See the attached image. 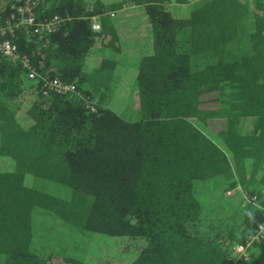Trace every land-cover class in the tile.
<instances>
[{
    "label": "trees",
    "instance_id": "16d2710c",
    "mask_svg": "<svg viewBox=\"0 0 264 264\" xmlns=\"http://www.w3.org/2000/svg\"><path fill=\"white\" fill-rule=\"evenodd\" d=\"M32 1L33 27L59 25L11 41L75 92L42 94L0 54V264H100L94 235L123 264H231L264 218V0H134L152 52L133 64L128 118L113 108L129 57L109 20L123 3ZM173 1L222 12L193 28L165 15ZM25 2L0 0V21ZM236 262L264 264V242Z\"/></svg>",
    "mask_w": 264,
    "mask_h": 264
},
{
    "label": "rangeland",
    "instance_id": "374dc122",
    "mask_svg": "<svg viewBox=\"0 0 264 264\" xmlns=\"http://www.w3.org/2000/svg\"><path fill=\"white\" fill-rule=\"evenodd\" d=\"M120 1L123 3V7L120 10H111V17H109V20L116 24V29L121 32V34H119L121 41L126 47L123 48L122 53L117 55L119 58H123L124 56L129 57L128 62L132 67L128 68L126 66L124 68V72H121L120 70L121 82L118 86L121 88L122 92L119 100L116 102L113 108L116 109L118 114H122L123 117H126L127 115L130 116V113L135 111V108L133 110L131 107V93L134 85L133 82L137 76V71L133 69V64H136L137 66L138 58H140V56L145 52H152V48L148 46V41L146 40L148 37V23L144 4H135L134 0ZM224 3V0H220L221 6ZM158 6L163 10L165 8L160 4H158ZM167 6L170 9L164 10L165 15L169 16L171 13H173L175 20L184 21L186 25H189L193 28L206 25V23L214 20L216 16L219 17V13L222 12L219 9L217 12L212 10V13H206V7L199 8L194 4V1L189 3L173 1L168 2ZM119 12L121 13L119 14ZM101 16L102 15H99L91 19L92 21H95L99 24V28L101 25ZM95 31L97 32L98 30ZM133 49H135V51ZM133 51L134 53H132ZM127 69L128 71H126ZM115 76L116 77L113 76L112 82L118 78L117 75ZM126 118H128V116ZM8 165L9 164H7L5 161H2V163L0 162V167L3 169H7ZM2 173L3 172L0 171V174ZM27 179L28 183L33 181L30 178ZM102 236L103 237L100 235H94L91 238L92 246L86 249V256L88 258H93L100 264H123L122 260H125L126 258L124 257L121 259L119 257L118 247L120 243H117L115 246V238L104 235ZM75 239L79 240L78 237ZM250 250L248 251V256H250Z\"/></svg>",
    "mask_w": 264,
    "mask_h": 264
},
{
    "label": "built area",
    "instance_id": "2783aa9c",
    "mask_svg": "<svg viewBox=\"0 0 264 264\" xmlns=\"http://www.w3.org/2000/svg\"><path fill=\"white\" fill-rule=\"evenodd\" d=\"M35 2L27 0L22 6H18L12 13L11 17L5 21H0V54L9 57L12 60L18 61L26 71V76L29 79H37L40 81V90L42 94L57 93L70 94L74 91V86L71 83H65L56 76L40 74L34 67L31 66L28 58L18 53L17 47L11 41L13 30L18 27H26L25 31L38 39L52 33L59 25L60 21L57 17L46 21L45 23L34 25ZM29 26V27H28ZM92 29L99 30V24L95 21L91 23ZM264 242V218L257 224L254 231L249 233L242 243H237L232 246V256L234 260L231 264H237V260H247L249 258L248 251L256 244Z\"/></svg>",
    "mask_w": 264,
    "mask_h": 264
},
{
    "label": "crops",
    "instance_id": "0c3cea01",
    "mask_svg": "<svg viewBox=\"0 0 264 264\" xmlns=\"http://www.w3.org/2000/svg\"><path fill=\"white\" fill-rule=\"evenodd\" d=\"M132 67L131 64L128 62L127 64L123 65V66H120V70L121 72H124V68L125 67ZM120 70L117 68L115 71H114V75H118V73H120Z\"/></svg>",
    "mask_w": 264,
    "mask_h": 264
},
{
    "label": "water",
    "instance_id": "95a60500",
    "mask_svg": "<svg viewBox=\"0 0 264 264\" xmlns=\"http://www.w3.org/2000/svg\"><path fill=\"white\" fill-rule=\"evenodd\" d=\"M27 1V0H26ZM93 21L91 20V23H92Z\"/></svg>",
    "mask_w": 264,
    "mask_h": 264
}]
</instances>
